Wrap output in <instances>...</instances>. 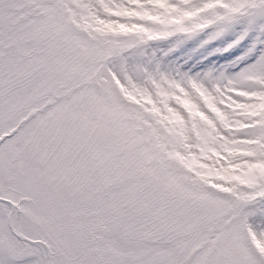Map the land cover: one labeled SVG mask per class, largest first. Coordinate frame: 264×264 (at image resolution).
Wrapping results in <instances>:
<instances>
[{"label": "snow or ice", "instance_id": "1", "mask_svg": "<svg viewBox=\"0 0 264 264\" xmlns=\"http://www.w3.org/2000/svg\"><path fill=\"white\" fill-rule=\"evenodd\" d=\"M235 24L224 69L143 59ZM0 264H264V0H0Z\"/></svg>", "mask_w": 264, "mask_h": 264}, {"label": "bare ground", "instance_id": "2", "mask_svg": "<svg viewBox=\"0 0 264 264\" xmlns=\"http://www.w3.org/2000/svg\"><path fill=\"white\" fill-rule=\"evenodd\" d=\"M242 24H235L232 27L225 30L221 35H219L218 39H216L214 42H209L208 38L202 37L198 33L196 34H182V39H184L183 44V52H182V61H179L177 65V69L180 71H185L189 73H197V72H204L208 69H215L216 67H212L213 58H210L209 56L205 57L204 59L198 60V62H195L193 58L194 56H206V51L214 44H218V46L225 40L228 39L230 41H236V37L238 34V31L242 27ZM202 32V31H201ZM256 34V33H255ZM254 40V38H252ZM189 42V44H187ZM252 41H249L247 43L238 42V45L236 46V50L228 49L223 50L222 54L219 57V62L217 68H225V66L230 65L233 61H235L238 57L243 56L244 53L247 51L249 46L251 45ZM226 47V46H225ZM220 48V46H219ZM227 48V47H226ZM222 50V49H221ZM193 55V56H192ZM188 57V60L186 59ZM160 66L163 69H173L172 67V60L167 59L160 60L158 62ZM155 64V63H153Z\"/></svg>", "mask_w": 264, "mask_h": 264}, {"label": "rangeland", "instance_id": "3", "mask_svg": "<svg viewBox=\"0 0 264 264\" xmlns=\"http://www.w3.org/2000/svg\"><path fill=\"white\" fill-rule=\"evenodd\" d=\"M242 30H243V26L238 31V34H237V37H236L237 38L236 41H230L229 39L227 41L224 40L222 42V45L221 44L219 45L220 48H219L218 44H214L213 43V45L206 51V54L210 56L211 53H214V51H217L218 49H222V51L223 50H228V49H231V48L233 50H236L234 48H236V46L238 45V42L239 43H241V42L247 43L249 41H252L251 42V45H252V43L254 42V40L257 39V35L258 34L256 32H249L246 36H244L243 39H238L240 37V34H241ZM211 31H212V29H206V30H204L202 32H198V34L201 35L202 37L208 38L209 42L212 43L216 39H218L219 36L215 37L214 39H209V35L211 34ZM252 38H254V40ZM183 41H184V39H182V34H176V35H174L172 37H169V38L151 41L147 45L144 46V49H143V51H144L143 59H145L146 61H147V59L150 60V59H154L156 57H158L160 59L161 58L164 59L166 56H168L171 53V51L176 46H180L183 49V47H184ZM187 44H189V42ZM206 56H203V55L199 56V55H197V56H194L191 59H194L195 62H198V60H200V59L202 60ZM186 59L188 60V57H186Z\"/></svg>", "mask_w": 264, "mask_h": 264}, {"label": "clouds", "instance_id": "4", "mask_svg": "<svg viewBox=\"0 0 264 264\" xmlns=\"http://www.w3.org/2000/svg\"><path fill=\"white\" fill-rule=\"evenodd\" d=\"M211 5H205V7H210ZM161 7L168 13H173V12H176L177 9L171 7V6H168V5H161ZM196 11L197 9H195V7L193 8H190V9H185V10H182L180 15H181V18L184 17V16H193L196 14Z\"/></svg>", "mask_w": 264, "mask_h": 264}]
</instances>
